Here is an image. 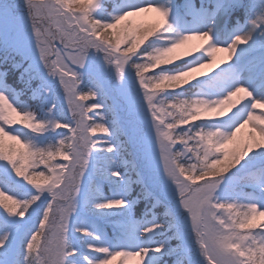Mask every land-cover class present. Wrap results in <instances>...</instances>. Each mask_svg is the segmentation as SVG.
<instances>
[{"label":"clouds","instance_id":"clouds-1","mask_svg":"<svg viewBox=\"0 0 264 264\" xmlns=\"http://www.w3.org/2000/svg\"><path fill=\"white\" fill-rule=\"evenodd\" d=\"M9 3L19 18L22 37L35 46L37 56L40 55L39 49H51L57 41L64 42L63 34L67 31L81 35L94 31L102 40L120 42L119 55L113 53L111 44L103 45L94 53L109 66L117 59L123 60L127 68L125 78L131 75L132 82L138 81L132 90L134 106L129 105L127 113L129 127L120 128L113 137L119 144V136L123 135L125 142L133 144L135 149L128 150L129 156L135 160L136 153H139L145 168L151 171L156 170L154 159L166 155V166L158 171L165 179L171 180L173 186H186L189 182L195 184L209 175L223 178L225 172L233 169L240 171L237 166L244 158L264 149V90H259L264 85L253 87L244 78H221L214 94H207L204 89L192 94L169 91L183 89L199 77L208 75L203 70L212 65L219 66L217 49L221 45L213 41L216 14L210 15L207 22L184 31L172 19L173 7L166 0L150 3L146 8H126L115 14L102 3L99 7L103 14L86 12L91 0L3 2L5 7ZM201 7L212 13L216 9V0H202ZM244 7L247 23L228 43L229 58L235 53L233 43L250 47L252 43L264 41V0H249ZM145 11L157 14L154 22L144 24L138 20ZM151 38L156 40L149 43ZM194 40H206L208 43L203 47H188L182 57L178 50ZM0 45L13 58L25 56L7 41ZM187 57L193 58L187 66L175 70L163 67ZM29 110L35 113L38 107L14 104L0 96V150L6 145V137L11 141H21V137L27 135L24 127H15L18 131L13 135V127L9 125L34 126L27 114ZM197 121L215 123L198 125ZM6 126L8 131L5 130ZM178 143L181 145L179 148ZM8 151L23 152V149L10 144ZM149 154L153 159H149ZM21 162L22 159L17 161ZM133 170L139 171V168ZM262 205L264 192L260 191L255 197L231 196L221 199L218 192L213 194L202 211L205 223H202L201 231L207 235L196 244L204 264H264ZM175 209L173 202V214ZM160 223H166V220ZM150 231V228L141 226L139 242L135 247L107 246L112 249V256L101 264H112L116 257H121L120 264H127L134 257H139L138 264H146L149 250L155 247L145 242L148 239L146 233ZM0 243H4L3 238H0ZM66 244L65 251L70 255L72 243L67 240ZM35 259V254L30 255L26 249L23 259L17 264H34ZM187 264H191V261L188 260Z\"/></svg>","mask_w":264,"mask_h":264},{"label":"snow or ice","instance_id":"snow-or-ice-1","mask_svg":"<svg viewBox=\"0 0 264 264\" xmlns=\"http://www.w3.org/2000/svg\"><path fill=\"white\" fill-rule=\"evenodd\" d=\"M239 0H216V9L209 13L205 8L197 10L199 15L209 18L218 11L227 12ZM151 0H140L139 3H132L128 8H146ZM99 7V0H91L86 12H92ZM165 11H170L165 9ZM150 12V11H145ZM144 12V13H145ZM253 24L256 21H252ZM199 30V29H194ZM242 29H237L239 33ZM15 33V35H13ZM38 35V33H37ZM64 42L57 41L54 48L39 49L40 55H35V46L22 37L19 18L15 9L9 3L5 7L0 4V44L7 41L11 46L18 48L31 59V64L25 69L24 80L26 86H30L32 79H39L46 83L47 77L57 78L63 92L64 104L56 111L59 100L51 104L42 102L38 111L27 112L34 125L31 128L33 133H43L47 130L66 129L60 133V138L55 145L39 146L32 137H21L20 148L23 152L17 151L9 153L6 145L0 150V208L9 215L25 217L29 211L36 209L33 205L40 206L41 196L45 191L48 193L46 201L43 203V213L39 221V227L35 231L29 230V235L25 240L24 247L30 255L35 254L34 264H75L76 254L79 249L73 247L71 254H67L68 231L71 226L72 215L77 211L80 197L86 196L88 202L94 203L98 209H112L113 207H128L129 201L124 195L105 198L99 186L94 182L95 173H103L107 178L116 177L125 179L124 174L118 167H113L114 160L109 157L101 163V158L96 155L97 151L104 148L107 152H117L118 146L109 141L98 140L93 134L99 132L113 136L120 129L119 125L110 127L106 122L103 109L106 107L102 102L85 103L96 100L99 93L93 89L85 90L82 73L80 69L89 64L93 50L99 51L103 45L111 44L113 53L119 55V41L102 40L94 31L81 35L79 32L67 31L63 34ZM214 42L219 41L215 34ZM221 48L217 52L227 53V63L221 61L218 69L223 73L222 78L238 80L234 71L225 68L232 61L240 57L242 61L234 67H239L241 71H246L249 77L264 85V41L252 43L250 47L241 48V45L232 44L235 53L229 58L228 44L220 43ZM222 49V51H221ZM259 52V55L255 53ZM49 57L51 59H49ZM111 66L114 67L117 78L120 81L125 79L127 68L123 60L117 59ZM6 72L0 71V77ZM132 82V87L134 86ZM51 89L43 87V93L50 92ZM0 96L5 97L9 102H13L6 91H0ZM129 105L134 106L132 91L128 92ZM15 104V103H14ZM110 110V109H109ZM99 117V118H98ZM181 127H190L182 125ZM8 131V127H5ZM12 134L15 135L18 129L13 127ZM177 147H181L178 143ZM58 157L60 159H58ZM21 163H17L21 160ZM149 159H153L149 154ZM166 155H161L154 159L155 173L159 178L162 188L169 200L175 202V214L173 211L166 213V223L157 222L155 218L142 224H133L128 239L123 243L129 247H135L138 241V233L141 226L151 229L146 233L148 244L155 245L149 250L150 260L146 264H155L156 253H172L181 251L190 252L193 244L200 243L207 233L201 231L202 223H205L202 211L205 205L209 204L213 194L217 193L225 181H229L235 190L240 185L252 186L254 189L264 192V149L259 153H252L241 161L237 168L240 171L225 172L223 178L209 175L205 180H200L195 184L189 182L188 185L173 186L171 180L165 179L158 169L166 166ZM43 167V170L41 169ZM31 168V171L29 169ZM223 171V170H222ZM229 173H232L229 176ZM19 178V179H18ZM23 185L33 186L37 192L30 199L22 200L17 191ZM247 197H255L254 193H245ZM160 201L157 200V203ZM43 225V230H41ZM164 228H174L175 239L180 241L176 249L172 248L169 239L156 241L153 235ZM76 231L92 237L88 241L89 248L96 252L105 254L103 257L84 255L86 264H101L108 261L112 256V249L107 247V241L96 232L88 228L78 227ZM11 233L5 231L0 238L4 243H0V248L7 246ZM43 237L41 243L37 241ZM103 241V245L101 244Z\"/></svg>","mask_w":264,"mask_h":264},{"label":"rangeland","instance_id":"rangeland-1","mask_svg":"<svg viewBox=\"0 0 264 264\" xmlns=\"http://www.w3.org/2000/svg\"><path fill=\"white\" fill-rule=\"evenodd\" d=\"M249 1V0H248ZM4 0H0V4H2ZM118 2L119 6L117 11H122L132 3H139L140 0H99V4L106 5L107 10L109 9V6L112 3ZM147 2V0H145ZM153 3H160L162 0H151ZM166 2L173 7V13H172V19L176 22L177 27L181 28L184 31H187L190 29L193 25H200L209 20V18H206L202 15L198 14V9L196 8V5L193 2H189L187 0L184 1V8L182 9L184 12L186 11V16L188 13L192 12V22L191 24L186 22L185 20V14L183 13H175V0H166ZM94 11L101 12V8L97 7ZM156 13L154 12H145L141 13L138 17V20L144 24H150L154 22L156 18ZM243 16H246V10L243 12ZM215 34L219 37V43L228 44L231 39L234 37V34L236 33L237 29H244L246 26V23H239L236 26L230 27L231 23L233 21V17H231V13L228 10L227 12L218 11L215 15ZM156 40V38H151L149 42L152 43V41ZM208 41L206 40H194L190 42V45L184 46L182 49H179L178 52L183 57L185 55V49H187L190 46L193 45H200L201 47L206 46ZM147 45V44H146ZM244 45H241V48L243 49ZM1 48L4 49L3 45H1ZM95 50H93L91 58L89 60V64L83 68L80 69V72L82 73V80L83 84L85 83V80L87 77L92 76L93 78H96L100 85L102 86L104 90V94L107 97V100H110L113 104V110H114V120L115 123L119 125L120 128H128V108H129V100H128V92L133 90L132 87V76L129 75L127 78H125L123 81H120L117 78L115 69L113 66L106 65V63L101 59L100 56L94 54ZM256 55H259L260 53H255ZM20 56V55H19ZM22 59V73L25 74V69L29 67L31 64V59H29L28 56H20ZM189 59H193L192 57H187L182 60H177L175 63H180L182 61H186ZM217 61H219V66H221V61L228 62L227 61V53L225 52H218L217 53ZM242 61L240 60V57L238 56L236 60L232 61L231 64L226 65L225 68L231 71H234L237 75L238 79L244 78L247 79L249 83L253 84V87H257L258 85H261L259 81L253 80L249 77V74L246 71H241L239 67H234L238 64H241ZM218 66V67H219ZM217 66L212 65L208 69H205L203 71L207 72L208 75L199 77L197 80L192 81L190 84L201 81L204 78L210 77L215 75L216 78L221 79L223 73L220 69H218ZM158 71V69H157ZM19 74L18 79H23V75ZM199 76V73H197ZM7 78L5 75L3 77H0V91H6L10 98L13 100L16 104H27L29 106H36L39 108V105L44 102L47 104H51L55 100H59V103L57 105L56 111L59 112L60 107L64 104L63 100V92L59 85V81L57 78H53L51 76L47 77L46 83L42 82L39 79H32L30 82V86H26L25 81H21L23 85H25L26 93L23 89L19 91L17 88H15L13 85L7 83ZM83 84L81 87L83 88ZM48 87L51 89L48 93H43V87ZM186 86V85H185ZM259 90H264V87H261ZM171 91V90H169ZM89 101H86L85 103H88ZM8 127H26L25 125H9ZM67 131L66 129H59V130H47L43 133H33L31 130L25 129L26 136L32 137L36 140L37 144L39 146H42L44 141L49 137H53L54 145L58 142L60 138V133ZM98 140L102 141V137L97 133L93 134ZM21 141H11L7 137L6 140V147L10 144H16L17 147H20ZM130 146V149L135 151L133 144L128 143ZM106 150H104L103 147H101L100 150L97 151L96 155L101 158V160L105 157ZM125 162L130 163V165L134 168H139V181L143 183L145 186L147 192L151 194L152 197V203L157 205V210L163 209L164 214L168 213L171 210L173 201L169 200L166 196L161 182L159 178L157 177L156 173L154 171H151L144 166V162L140 159L139 153H136L135 160L132 159L131 156H129V153H126ZM58 159H60L58 157ZM102 162V161H101ZM4 162L0 161V165H3ZM43 170V167L41 166V169ZM31 171V168L29 169ZM237 169H233V172H236ZM232 173H229V176H231ZM100 175L98 173H95L93 175V180L98 178ZM19 179V178H18ZM142 185V186H143ZM21 191L24 193L25 198L30 199L33 194L37 192V190L31 186V185H23L21 188ZM234 186L229 182L225 181L221 189L218 190V194L221 199L225 197H231V196H245V193H248L247 190L242 189L240 186L236 188L235 190ZM48 197L47 191L44 192V194L41 196V202L40 206L33 205V208L36 209L35 212L32 210L29 211V214L23 218L18 216L9 215L0 208V234L5 231H8L11 233L10 239L8 241L7 246L4 248L2 255L0 256V264H17V261L20 259L17 258L21 250H24L23 244L25 243V238L28 236L29 230H34L35 227L39 225V221L42 215L41 208L43 206V203L46 201ZM24 200V198L22 199ZM157 200L160 202L157 203ZM94 203L88 202L85 195H82L80 197V202L77 208V211L72 215L71 218V226L68 231V240L72 243V246L77 248V244L75 243V239L84 240L87 239V237L84 236L83 233L76 231L78 227L88 228L90 231L96 232L98 234H102V236L107 241V246L110 247H116L119 248L120 246L115 243L112 239H110L106 231H104L100 225V223L97 222V220H94L92 215V207ZM264 206V205H262ZM166 217L163 219L165 220ZM127 228L128 226H124ZM175 232L176 229L174 228H165L163 231L156 232L153 237H158L159 235L168 234L165 239H169V242L172 244H175L177 246L180 244V241L175 239ZM171 238H174V240H177L176 243H174V240H171ZM43 240V237H41L37 243H41ZM89 248V247H88ZM93 252H96L95 250L91 249ZM175 252H172L171 254H174ZM105 255V254H104ZM103 255V256H104ZM177 255V261L179 263H182L183 261H191V264H204V259L200 255L198 248L195 244H193L192 249L190 252L184 253L181 251H176ZM165 256V253H156V260H162V257ZM151 257L148 256L147 260H150ZM121 257H116L114 261H112V264H120ZM139 257L131 258L127 264H138ZM177 264V263H173Z\"/></svg>","mask_w":264,"mask_h":264},{"label":"trees","instance_id":"trees-1","mask_svg":"<svg viewBox=\"0 0 264 264\" xmlns=\"http://www.w3.org/2000/svg\"><path fill=\"white\" fill-rule=\"evenodd\" d=\"M180 1L183 0L175 1L174 4L175 8L178 7ZM248 2H249L248 0H239V2L232 7L234 15L237 16V14H240V18H242L243 17L242 13L245 12L244 5H246ZM195 3L201 7L202 0H195ZM178 9H180V6L177 8V10ZM111 10H113V12H116L115 6L114 8L112 7ZM156 42L163 43V41H156ZM147 46L148 45H145V47ZM189 61L190 60L180 63H174L172 65H166L163 67L167 69L175 70L187 66ZM20 65H22L20 63V58H17L16 56L15 58L9 56L6 53L5 48L2 49L0 45V70L6 72V76L9 77V79L15 78V80L13 81L15 85L16 84L23 85L21 79H17L18 74L20 72V68L22 67ZM214 79H215L214 77L209 78L205 81L188 84L184 86L183 89L171 90V91H174L175 93L183 92L185 94H192L199 91L200 89H204L207 94H211L215 92V88H213ZM83 88L85 90H87L88 88H93L99 93L96 100H90L88 103L97 102V100L99 102H102L106 106L102 111L104 113L108 125L110 127H114L115 125H118L117 123H115L116 120H114L113 104L110 100H107V97L104 94V90L100 85V83L98 82V80L93 78L92 76L87 77L85 83L83 84ZM214 123L215 121L196 122V124L198 125L201 124L212 125ZM98 134L102 137V141L111 140L113 143L117 144V140L113 136H109L107 134H103L99 132ZM119 142L120 143L117 144L119 150L117 152L106 151L105 157L103 160H101L102 161L101 163L106 161L109 157L113 158L114 163L112 166L118 167L120 171L124 174L125 179H120L116 177H111L109 179L105 177L103 173H98L100 176L96 178L94 182L99 186L100 191L103 194V197L112 198V197L124 195L125 199L129 201V205L128 207H113L112 209H98L95 207V205H93L92 207L93 208L92 215H94L93 219L98 220V222L101 224L102 229L107 232V234L109 235L108 237L112 239L115 243L125 242L128 239L133 224L136 223L142 224L143 222L151 221L153 218H155L156 221L157 220L163 221V219L166 217V214H164L163 212L164 209L163 207L162 209L157 210V206L151 204L152 203L151 194L147 192L145 186H142L143 184L139 181L138 171L133 170L134 167H132L130 163L125 162L124 156L126 155V153H128L130 146L128 145V143L125 142V137L123 135L119 136ZM48 145H54L52 136L46 139L42 147ZM243 187H248L252 191L255 190L252 186L243 185ZM17 195L21 199L25 198L21 189L17 191ZM41 212L43 213V206L41 208L40 213ZM125 225L128 227L125 228L124 227ZM84 236L87 237V239L84 240L75 239V243L77 244L78 246L77 248L79 249L78 253L76 254L75 264H86V262L83 260L84 255L97 256V257H103L104 255L103 253L93 252L90 248H88L86 242L92 240L93 238L85 234ZM167 236L168 234L162 233L158 237H153V239L159 241L165 239V237ZM171 240H174V238H171ZM176 241L177 240H174L173 242L176 243ZM171 245L173 249H176L177 246H175V244L172 243ZM2 250H4V248H0V256L2 255ZM25 252H26V248L24 247V252L22 251L19 254L20 260L23 259V255L25 254ZM177 259L178 258L176 255V251L174 254L165 253V256L162 257V260H155V264H165V263L186 264V262L179 263Z\"/></svg>","mask_w":264,"mask_h":264}]
</instances>
